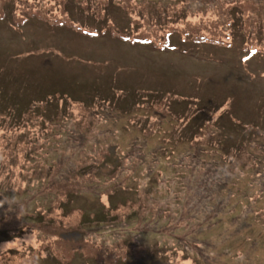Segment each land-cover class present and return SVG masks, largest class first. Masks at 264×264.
<instances>
[{
  "label": "rangeland",
  "instance_id": "374dc122",
  "mask_svg": "<svg viewBox=\"0 0 264 264\" xmlns=\"http://www.w3.org/2000/svg\"><path fill=\"white\" fill-rule=\"evenodd\" d=\"M0 264H264V0H0Z\"/></svg>",
  "mask_w": 264,
  "mask_h": 264
},
{
  "label": "trees",
  "instance_id": "16d2710c",
  "mask_svg": "<svg viewBox=\"0 0 264 264\" xmlns=\"http://www.w3.org/2000/svg\"><path fill=\"white\" fill-rule=\"evenodd\" d=\"M198 37H200V39H197V40H202L203 38H204V36L203 35H195L194 36V39L196 40V38H198ZM159 45H160V47L161 46H163V47H166V46H170L169 48H172V45H171V41H170V34L167 36V38H165L164 37V40H162V42L161 43H159ZM158 45V46H159ZM74 177H75V175H74ZM79 178H81L82 180H84L85 181V183L87 184V187H85V189H89L90 191H92V188H96L93 184H91V182H89V181H91L92 179H91V177H92V175H90V174H88V175H79L78 176ZM127 179V178H126ZM126 181V180H125ZM125 181H122L121 183H116V184H114L113 185V190H114V193H117L118 192V190L119 189H121L122 187H125L126 185H124L123 183L125 182ZM80 187H82V185L80 186ZM77 190H79V189H77ZM73 191V193H72V191H68L69 193H71V194H74V196H77L78 195V191ZM115 190H117V191H115ZM100 194V193H99ZM108 196L110 195V192H109V190H108V194H107ZM113 195V191H111V196ZM110 196V197H111ZM109 198V197H108ZM128 199L129 198H123V200H121L120 198L119 199H117V200H115V202L114 203H112V206H111V208H108L107 210H103L104 212H101L100 214H99V217L97 216V218L95 219V216L97 215V213L95 214L94 212L92 213L93 214V216H91V218H90V220H88L89 222L90 221H93V222H95V223H98V224H108V223H106V221H110V220H112V219H114V220H120L117 216H115V214L114 213H112L114 210H116V209H118V208H120V207H123L124 205H126L127 204V202H128ZM131 204V203H130ZM131 208V207H130ZM139 208V205L137 204V209ZM102 209H103V207H102ZM115 217V218H114ZM124 240H125V238H124ZM129 244H131V245H135V242H132L131 241V239H129ZM98 253V252H97ZM138 253H140V252H138ZM101 255V254H100ZM105 257V256H104Z\"/></svg>",
  "mask_w": 264,
  "mask_h": 264
}]
</instances>
